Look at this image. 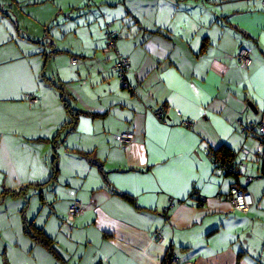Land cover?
<instances>
[{"label": "crops", "instance_id": "crops-1", "mask_svg": "<svg viewBox=\"0 0 264 264\" xmlns=\"http://www.w3.org/2000/svg\"><path fill=\"white\" fill-rule=\"evenodd\" d=\"M3 2L21 13L0 11V264H264V0Z\"/></svg>", "mask_w": 264, "mask_h": 264}, {"label": "built area", "instance_id": "built-area-1", "mask_svg": "<svg viewBox=\"0 0 264 264\" xmlns=\"http://www.w3.org/2000/svg\"><path fill=\"white\" fill-rule=\"evenodd\" d=\"M114 39H115V35L110 34L109 40L107 42V46L104 48V51H109L110 49L114 48V45H115ZM237 60L241 66L250 67L253 64L251 49L247 46H242L239 49V52L237 54ZM72 63L76 64L77 59L74 58L72 60ZM130 67H131L130 57L118 53L115 68L118 71V75L122 82V85L125 87L130 86L128 82V73L130 71ZM26 100L31 105L35 104L38 101L37 96L34 94H27ZM156 114L158 117L165 119V117L163 116L162 108H159ZM184 123L188 124L189 122L184 121ZM237 123L244 132H247V127L246 126L244 127L241 119H239ZM251 126L256 129L257 134L261 136L264 141V115L257 122L251 123ZM130 135L131 134L129 132L121 133L120 139H121L123 146H126V144L131 140ZM229 165L231 164L229 163ZM229 169L232 170V166ZM230 201L233 204L232 205L233 208L242 213L248 212L251 206L253 205V198L251 194L237 184H233L230 189ZM83 212H84V207L82 206L81 201L75 200L74 203L69 208V219L73 220L74 218L82 214ZM179 261L180 260L177 256H173V258L171 259V264H179Z\"/></svg>", "mask_w": 264, "mask_h": 264}, {"label": "trees", "instance_id": "trees-1", "mask_svg": "<svg viewBox=\"0 0 264 264\" xmlns=\"http://www.w3.org/2000/svg\"><path fill=\"white\" fill-rule=\"evenodd\" d=\"M117 71V70H116ZM117 75H118V71H117ZM118 77H119V75H118ZM121 81V80H120ZM130 84V83H129ZM130 90H133V87L130 85L129 87H128ZM63 103H64V106H65V108H66V111H67V113H68V115H69V119L71 120V123L73 122V123H75L77 120H78V118L84 113L83 111H81V110H78V109H76V108H74L71 104H69V101H68V99L66 98V97H63ZM165 119H167L166 117H165ZM69 120V121H70ZM66 125H68V122L67 123H65V125L63 126V127H61L60 129H59V131L60 130H62L64 127H66ZM121 135V134H120ZM119 140H120V142H121V139H120V136H119ZM55 142H56V140H54ZM121 144H122V142H121ZM123 145V144H122ZM227 150V149H226ZM224 151V150H221L223 153H224V155L225 156H230V152H228V151ZM218 154V153H217ZM53 174H52V176H51V179H56V177H57V164H56V159H54L53 160ZM233 167V170H235L236 169V167H237V165H236V163L234 164V166H232ZM235 168V169H234ZM37 186H40V184H36ZM22 190H24V189H21V190H19V191H11L12 193H15V194H18V193H20ZM229 199H230V192H229ZM75 200H78V199H75ZM74 200V201H75ZM74 201L70 204V206L74 203ZM82 204V203H81ZM70 206H69V208H70ZM83 206V205H82ZM234 209V208H233ZM236 212H240V211H238V210H236V209H234ZM81 215V214H80ZM79 215V216H80ZM67 219H69V209H68V218ZM70 220V219H69ZM42 231H40V234H42L41 233ZM38 239L39 240H41L42 242H44L45 243V245L49 248V250H52L54 253L55 252H58V251H55V248H54V246H53V244H51V241H49V243H46L45 241H43V240H45L44 238H42V237H38ZM173 258V256H172V253H169V255H167V257L164 259V261H163V264H171V259Z\"/></svg>", "mask_w": 264, "mask_h": 264}, {"label": "rangeland", "instance_id": "rangeland-1", "mask_svg": "<svg viewBox=\"0 0 264 264\" xmlns=\"http://www.w3.org/2000/svg\"><path fill=\"white\" fill-rule=\"evenodd\" d=\"M14 6H12V2L5 3V2H3V0H0V11H1V9L5 8L4 11H6V13L8 14V21L16 23V22H18L17 17L21 13V11L19 10L20 8L14 9L15 8ZM0 15H1V13H0ZM243 164H244V162L241 161L240 165H243ZM224 165L226 167V170H229V168L231 166H234V162L232 161L231 165H229V159H227L226 162L224 163ZM237 171H239V174L241 173L240 169H238ZM230 203H231V205H233L231 201H230Z\"/></svg>", "mask_w": 264, "mask_h": 264}]
</instances>
